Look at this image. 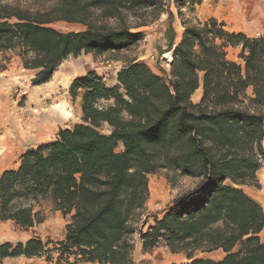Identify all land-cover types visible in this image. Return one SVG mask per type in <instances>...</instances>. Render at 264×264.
<instances>
[{"label": "trees", "instance_id": "trees-1", "mask_svg": "<svg viewBox=\"0 0 264 264\" xmlns=\"http://www.w3.org/2000/svg\"><path fill=\"white\" fill-rule=\"evenodd\" d=\"M201 3L175 0V16L165 0H47L36 10L0 0V73L10 64L7 53L20 49L24 69L37 72L34 87L50 83L70 57L130 50L165 13L168 44L160 54L172 55L170 82L136 61L114 86L94 71L72 81L81 122L0 175V223L32 229L50 202L67 220L64 239L1 244L0 264L22 257L135 264L136 235L144 253L165 246L185 254L186 264H264V210L244 191L258 185L264 165V38L229 32L215 19L193 23L183 8L192 12ZM61 23L84 30L53 27ZM229 48L238 51L236 61ZM159 171L174 185H195L150 224L149 176ZM218 250L220 261L195 256Z\"/></svg>", "mask_w": 264, "mask_h": 264}, {"label": "rangeland", "instance_id": "rangeland-1", "mask_svg": "<svg viewBox=\"0 0 264 264\" xmlns=\"http://www.w3.org/2000/svg\"><path fill=\"white\" fill-rule=\"evenodd\" d=\"M46 1L8 0V3L36 10ZM261 1L202 0L201 5H196L192 12L189 6L183 8V12L186 18L193 23L215 19L219 23H225L227 30L230 32L240 33L238 31H243L250 35V26H254V23L249 21V18L256 12L255 5ZM165 2L169 6L168 10L177 16L178 11L175 0H165ZM236 9L248 14L247 19H243L240 15L234 16ZM168 23L169 15L165 13L157 22L141 30L144 33V39L140 43L118 55L94 57L93 55L83 54L77 58L70 57L64 62L63 77L58 81L59 83L50 82L44 88L32 85V80L37 72L24 70L20 49L8 52L7 57L11 59L10 64L7 66V70L0 73V108H2L3 102L8 99L9 107L16 110L13 112L8 109L0 110V175L4 171L18 166L24 151L54 141L60 129L72 128L81 122L80 98L73 100L69 93L73 79L94 71L109 86H114L117 84L118 72L124 66L136 61L145 63L155 73L170 82L171 65L169 57H164L166 53L160 54V51L165 52L167 49L168 43L163 37L168 28ZM174 26L180 36L183 30H181V21L177 17H175ZM53 27L61 32L84 30V27L80 25L65 23L56 24ZM233 56L235 55L229 53V57ZM201 96L202 89L195 93L193 101L199 102ZM56 105H58L57 109ZM10 131L13 137L9 136ZM103 132L107 133V129L103 128ZM17 139L20 141L26 139L27 141L18 153V146L15 142ZM11 141H14L15 148H11L13 144L9 147L8 144ZM5 142L8 144L6 145ZM2 143L5 144L2 145ZM2 151H5V153L1 155ZM117 151L122 152V146L118 147ZM169 177L171 176L166 171H159L157 174L149 176L150 195L144 219H149L150 224L153 223L154 218L162 216L177 196L195 185L192 180L180 179L176 180L174 185L169 182ZM257 178L258 185L244 187V191L257 201L264 210V165L258 172ZM41 210L44 222L34 227V229L23 230L11 224H5L10 225L7 226L6 231L12 234L9 237L10 239L4 238V241L10 240L12 244H17L20 243L19 241L26 242L36 237L41 238L43 241L63 240L67 220L63 218L60 212L53 210L50 202H44ZM260 238L264 240V231L260 234ZM134 241L136 245L133 254L135 264H186L189 262L185 254H173L165 246H160L150 253H144L138 235L134 237ZM0 244H4V242L0 241ZM195 256L196 258L220 261L225 257V254L223 251L218 250L212 253H197ZM9 261L14 262L13 264H55L47 262L45 258L27 259L24 257L7 259L2 264H11ZM73 262L74 260H71L70 263Z\"/></svg>", "mask_w": 264, "mask_h": 264}, {"label": "crops", "instance_id": "crops-1", "mask_svg": "<svg viewBox=\"0 0 264 264\" xmlns=\"http://www.w3.org/2000/svg\"><path fill=\"white\" fill-rule=\"evenodd\" d=\"M237 10V11H236ZM235 10V14H234V16H241L243 19H247V17H248V14H246L245 12H241V10H239V9H236ZM255 11L256 12H254V14L249 18V21H252L253 23H254V26H250V31H251V34L250 35H248L247 33H244L243 31H238V32H240V33H244V34H246V35H248V36H250L251 38H259V37H263L264 38V0H262L260 3H258V4H256L255 5ZM226 29H227V27H226ZM181 30H183V28L181 27ZM230 32V31H229ZM181 34H182V32L180 33V36L178 35V40L180 39V37H181ZM229 53H232L233 55H235V56H233V57H229ZM170 55H171V53H169ZM237 54H238V51L237 50H235V49H233V48H229L228 49V59L229 60H232V61H236L237 60ZM66 62V61H65ZM63 66H64V63L61 65V67H59L58 68V70L55 72V74H54V76H53V79L51 80V82H57V84L59 83L58 81H60L61 80V78L63 77ZM25 70V69H24ZM27 71H29V70H27ZM84 76V75H83ZM74 80V79H73ZM57 84H56V86H57ZM44 86H46V85H43V86H39V87H42V88H44ZM9 100L7 99L6 100V102H3V105H2V108H0V110H2V109H4V110H6V109H8V110H10L11 112H13L14 110H16L15 108H10L9 107ZM9 134V136L10 137H13V135L11 134V131H10V133H8ZM16 143H17V153H18V151L20 150V148L23 146V145H25L26 144V139H23V140H19V139H17L16 141H15ZM6 143V142H5ZM5 143H2V145H4ZM8 143H6V145H7ZM13 144V145H12ZM28 144V143H27ZM9 147H11V145H12V147L11 148H15V145H14V141H11V142H9ZM123 148V147H122ZM28 151V150H27ZM27 151H24L23 152V154L25 153V152H27ZM15 168H17V166L15 167ZM165 213V212H164ZM163 213V214H164ZM163 214H162V216H163ZM162 216H160L159 218H161ZM5 224H11L12 226H15V224L14 223H12V222H4V223H0V241L3 243H5V242H10V243H12V241H10V240H8V241H4V238L6 239V238H9V237H11V234L10 233H8L7 231H6V228H7V226L8 225H5ZM10 226V225H9ZM8 226V227H9ZM16 227V226H15ZM16 228H18V227H16ZM32 229H34V228H32ZM10 239V238H9ZM19 242H25V241H19ZM1 245V244H0ZM19 259V258H18ZM7 260V259H6ZM10 262V261H9ZM11 264H13L14 262H10Z\"/></svg>", "mask_w": 264, "mask_h": 264}, {"label": "bare ground", "instance_id": "bare-ground-1", "mask_svg": "<svg viewBox=\"0 0 264 264\" xmlns=\"http://www.w3.org/2000/svg\"><path fill=\"white\" fill-rule=\"evenodd\" d=\"M237 11V10H236ZM169 57V63H171V61H172V56H170V54L169 53H166L165 54V56L164 57ZM45 106V105H44ZM48 107V106H47ZM57 107H58V105H56V109H57ZM8 127V126H7ZM24 128V127H23ZM40 128V127H39ZM10 130V129H9ZM24 131V130H23ZM3 153H5V151H2V153H1V155L3 154Z\"/></svg>", "mask_w": 264, "mask_h": 264}]
</instances>
